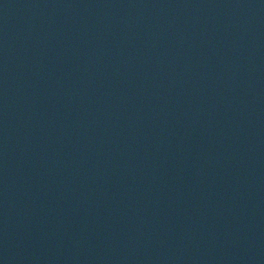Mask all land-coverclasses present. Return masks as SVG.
Returning <instances> with one entry per match:
<instances>
[{
	"label": "water",
	"instance_id": "95a60500",
	"mask_svg": "<svg viewBox=\"0 0 264 264\" xmlns=\"http://www.w3.org/2000/svg\"><path fill=\"white\" fill-rule=\"evenodd\" d=\"M0 264H264V0H0Z\"/></svg>",
	"mask_w": 264,
	"mask_h": 264
}]
</instances>
